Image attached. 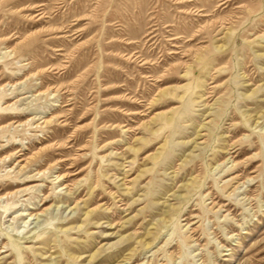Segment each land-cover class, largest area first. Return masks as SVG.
<instances>
[{"label":"rangeland","instance_id":"1","mask_svg":"<svg viewBox=\"0 0 264 264\" xmlns=\"http://www.w3.org/2000/svg\"><path fill=\"white\" fill-rule=\"evenodd\" d=\"M0 92V264H264V0H0Z\"/></svg>","mask_w":264,"mask_h":264},{"label":"bare ground","instance_id":"2","mask_svg":"<svg viewBox=\"0 0 264 264\" xmlns=\"http://www.w3.org/2000/svg\"><path fill=\"white\" fill-rule=\"evenodd\" d=\"M8 86V85H7ZM54 93H56V92H54ZM6 96V94L4 93V92H0V114L1 113H4V112H7V111H10V110H12L13 108H12V105H10V104H6V105H4L5 104V101L4 102H2L3 101V99H4V97ZM4 118V116H1L0 115V121L2 120ZM10 123V122H9ZM23 124V123H22ZM18 126V125H17ZM16 126V127H17ZM14 127V126H13ZM132 128V127H131ZM5 138V137H4ZM3 139V138H2ZM13 139V137H11L10 139H6V143H10V141ZM83 151V150H82ZM57 177H59V175L57 176ZM63 177H64V175H63ZM68 184V183H67ZM65 187H67V186H65ZM10 208L11 207H7L6 208V212H7V210L9 209L10 210ZM48 209L49 208H46L45 210H43V212H47L48 211ZM90 210V209H89ZM72 211V210H71ZM9 214H11V213H14V214H17L18 212H17V210L15 209V208H13V209H11L9 212H8ZM28 215H30V214H28ZM48 225H51V223H48ZM71 228H73V227H71ZM75 228V227H74ZM79 228V227H78ZM67 229H60V228H58V231H56L57 232V234L59 235V233H61L60 235H64L65 237H67ZM28 232V231H27ZM43 232L41 231V232H36V233H34L32 236H30L31 238H36L37 240H39V239H42L43 238ZM16 241H18V240H16V239H13L12 240V244H14ZM18 244V243H17ZM68 251H66V250H64L63 251V255L64 256H68V257H72L71 256V254L70 253H67ZM61 260V259H60ZM59 258H57V256H52V255H49V257H48V260H47V262L46 263H44V264H58L59 263ZM89 260H91V259H89ZM91 262V261H90Z\"/></svg>","mask_w":264,"mask_h":264}]
</instances>
